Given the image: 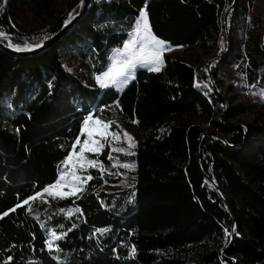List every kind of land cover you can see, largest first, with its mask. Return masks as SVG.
Returning <instances> with one entry per match:
<instances>
[{
  "label": "trees",
  "instance_id": "1",
  "mask_svg": "<svg viewBox=\"0 0 264 264\" xmlns=\"http://www.w3.org/2000/svg\"><path fill=\"white\" fill-rule=\"evenodd\" d=\"M259 1L91 0L49 49L16 55L0 48V264L8 257V264H264V96L227 107L213 89L223 82L220 68L234 65L243 86L231 90L264 93V18L252 14ZM53 6L0 0V45H41L82 7L43 32L21 27L26 12L49 16ZM141 9L152 35L171 47L210 49L222 36L217 65L200 71L208 95L195 86V68L166 53L160 71L139 69L120 91L92 84L88 74L107 70ZM246 113L258 116L234 121ZM89 115L114 122L110 132L121 133L117 120L141 132L134 155L112 152L109 160L108 139L101 153H86L104 170L98 163L86 171L93 179L83 193L47 195ZM114 185L125 188H103ZM50 231L62 236L54 250Z\"/></svg>",
  "mask_w": 264,
  "mask_h": 264
},
{
  "label": "rangeland",
  "instance_id": "2",
  "mask_svg": "<svg viewBox=\"0 0 264 264\" xmlns=\"http://www.w3.org/2000/svg\"><path fill=\"white\" fill-rule=\"evenodd\" d=\"M78 3H80V5L83 4L82 0H54L53 13L51 15L38 16V15H33L30 12H26V14L20 16L19 23L21 24V27L27 32L39 33V32L46 31L49 28H51L54 24H56L57 18L60 17L63 14V12H65L70 7ZM252 14L255 16L264 18V0L262 1V3H258L255 6ZM262 27H264V25ZM135 28H136V23H135ZM134 31H132V33ZM132 39H134L136 43L133 44L129 49H125L123 47L122 49L115 50L110 54L109 65H108L107 70L104 73H102L101 75H95V76H93L92 74H88V78L91 80L92 84H94L95 86H100V87L109 86V87H113L120 91L133 78L129 79L126 84H121L123 77H117L116 76L117 72L132 71L135 74V72L139 69L150 70V68L153 65L150 63H147L142 58L143 56H147L152 50L150 41L147 40V38L144 36L142 32L139 35L133 36ZM129 40H130V37H129ZM167 46L170 50H165L163 54L166 53V54L177 55L181 57L184 61L192 65L196 70V82H195L196 88L205 92L206 93L205 95H208L211 92L210 90L211 84L206 82V80H204V78L200 74V71L204 70L206 72H209L210 68L217 65L219 58L222 57L221 50H223L224 48V41L222 40V36H219L217 38L216 45L210 49H200L196 47L194 48H175V47H171L168 44ZM29 47L31 49L35 48L34 46H29ZM141 47L144 48L143 54H141L139 51ZM129 59L133 61L134 67H126V63ZM69 63H71L70 67H73L74 65H76V62H69ZM162 65H163V57L159 64V67L161 68ZM76 67H78V65H76ZM77 69H79L78 71L87 70V68L86 67L83 68V66ZM220 73H221V79L223 80V82L219 88H216V91L220 94L221 98L224 99L223 106L232 107L235 105L261 102L262 92H256L250 89L239 91V92H235L231 90L232 86H238V87L243 86V80L237 75L234 65L230 67L220 68ZM106 74H110L111 78ZM112 78H115L116 80L115 83H113ZM219 107H222V105ZM255 108L257 109V111H259L260 110L259 108L261 107L258 105ZM261 113L264 114V110H261ZM89 116H87V118ZM257 116L258 114L246 113V114L237 116L234 119V121L238 123H248V122H251L253 119H255ZM186 119L199 125L201 128H203L204 131H209L208 124L202 122L198 118L194 116H186ZM95 120L97 119L93 118V120L89 121L88 125H85L83 123L81 127V137H80L81 143L83 142L84 139L88 138L89 132H92L94 134L93 138L101 139L99 136L95 135L96 131L98 129H101V125L95 124L94 122ZM115 124L121 130L120 139L116 140L112 138L111 136H109L108 139L111 140L110 150L112 147L120 148L121 144H123L124 148L127 149L128 152H131L133 148L128 149V141L124 139L123 132H127L133 137V141L135 145L138 140L142 139L143 134L139 132L134 126L126 124L125 122H121L117 120L115 121ZM106 131L110 132L109 128ZM104 141L105 140L101 139V143H104ZM80 146L81 145L76 146L75 153H73L72 160L68 162V165L67 166H65L64 164L61 165L60 174L57 179V181H59L60 183L57 185L56 189L51 190L53 195H49L48 193H46L47 195L60 198L61 196L56 195V193L63 192V193H69L68 195L63 196V197H69V196L74 197V196L80 195L86 190L87 182L85 183L82 178L87 176L85 174L86 171H88L89 169L95 168V167L87 166L86 162H82L80 160V157L76 155V153H79L80 151ZM89 146L91 147L93 145H91L90 143ZM86 153L96 154L92 152H85L83 153V155L86 157H87ZM81 163H84V167H81ZM57 181L54 184H56ZM103 188L106 191L114 192V191L123 190L125 187H123L122 185H114V186H103ZM76 189H79V191H76ZM51 240L54 241L51 247V249L54 250L56 240L54 237H52Z\"/></svg>",
  "mask_w": 264,
  "mask_h": 264
},
{
  "label": "snow or ice",
  "instance_id": "3",
  "mask_svg": "<svg viewBox=\"0 0 264 264\" xmlns=\"http://www.w3.org/2000/svg\"><path fill=\"white\" fill-rule=\"evenodd\" d=\"M82 2H83V0H82ZM141 32L144 34V36L147 38V40L150 41L151 46H152L151 52L147 56H143L142 58L147 63H150V64L153 65L150 68L151 71H160L159 64H160V62L162 60L163 52L165 50H170V49L168 48V46H167L165 41L160 40V39L156 38L154 35L151 34V27H150V25L148 23V13H147L146 9H141L140 16H139V18L136 21L135 31L133 33L129 34L130 35V40L125 42L124 48L125 49H129L133 44H135L136 41L134 39H132V37L135 36V35H139ZM3 35L4 34L2 32H0V36H3ZM37 46H39V45H37ZM16 50L17 51L31 50V48L29 46H27V45H25V49H21V48H19L17 46ZM139 51H140L141 54H143L144 48L141 47L139 49ZM126 67H134V63H133V61L131 59H129L127 61ZM106 75H108L110 77V74H106ZM116 76L117 77H123V80L121 81V84H126L129 79L134 78V72H132V71H127V72L119 71V72L116 73ZM112 79H113V83H115L116 82L115 78H112ZM105 86H107V85H105ZM262 96H264V93H262ZM91 120H93V117L89 116L84 121V124L88 125L89 121H91ZM94 122L97 125H101V129H98L96 131L95 135L99 136L102 140L107 141L109 136H111L112 138H114L116 140L120 139V133H118V132H107L106 131L114 122H111V121H107L106 122V121L99 120V119L95 120ZM133 122L134 123H138V121H133ZM93 137H94V134L92 132H89L88 133V138L84 139L82 143H81L80 137H77L76 141L72 145V152H70L69 155L65 158V160L62 161V164L67 166L68 162L72 160V156H73V153H75L76 146L77 145H81L80 146V151H79V153H76V155H78L80 157V160L82 162H86V165L89 166V167H96L97 164L99 163L101 172L103 174V170H104L103 164L99 162L98 158L97 159H88L86 156L83 155V153H85V152H92V153L99 154L101 152V150L105 147L104 143H101V139H95ZM123 137H124L125 140L128 141V149H132V148H134L136 146L134 141H133V137L130 134H128L127 132H123ZM90 143L93 146L90 147L89 146ZM112 152H117V153H122L123 152L125 154L134 155V153L128 152V150L123 148V147H120V148L112 147L111 151L108 153V159L109 160L115 159L112 156V154H111ZM112 166L116 167L117 165L113 164ZM119 166L123 167L125 169L134 168V164H132V163H121V164H119ZM81 167H84V163H81ZM82 179L86 183L87 181L92 180L93 177L91 175H88L86 177H83ZM59 183L60 182L57 181L56 184L49 185L47 188H45L43 190V192L44 193H48L49 195H53L51 190L52 189H56L57 185ZM76 191H79V189H76ZM68 194L69 193H63V192L56 193V195H60L61 197L66 196ZM41 195H42V193H37L36 196L30 197V199L35 200L37 198V196H41ZM28 203H29V201L27 199L23 201V205H27ZM23 205L18 204L16 207H22ZM15 210H16L15 208L11 209V211H15ZM3 215L6 216V215H8V213L5 212ZM100 231H106V229L100 230ZM235 232H236V229H235V227H233L232 233H235ZM49 235L51 237H54L55 240H60L62 238L61 235H57L54 231H50ZM65 235H66V233H65ZM229 235H231V233H229ZM53 243H54V241L51 240V239L46 240V244H47V246L49 248L52 247ZM135 251H136L135 248H132L131 249V254H134ZM11 260H12V257H8V261H6L5 264H8V262L11 261Z\"/></svg>",
  "mask_w": 264,
  "mask_h": 264
},
{
  "label": "water",
  "instance_id": "4",
  "mask_svg": "<svg viewBox=\"0 0 264 264\" xmlns=\"http://www.w3.org/2000/svg\"><path fill=\"white\" fill-rule=\"evenodd\" d=\"M91 0H83V4H82V7H81V10H80V13L74 17L72 19V21H70L69 23L63 25V27L60 29V31L55 34L52 38H50L49 40L45 41L44 43H42L41 45L39 46H34L35 48L31 49V50H25V51H16V50H11V49H7L5 47H3L2 45H0V48L8 51V52H11L13 54H16V55H32V54H35V53H41L47 49H49L52 45H54L74 24L75 22L84 14V12L86 11L88 5L90 4ZM263 32H264V27H263ZM213 89H215L216 91V88L215 86H213Z\"/></svg>",
  "mask_w": 264,
  "mask_h": 264
},
{
  "label": "crops",
  "instance_id": "5",
  "mask_svg": "<svg viewBox=\"0 0 264 264\" xmlns=\"http://www.w3.org/2000/svg\"><path fill=\"white\" fill-rule=\"evenodd\" d=\"M258 3H262V1L257 2L256 5H257ZM256 5H255V6H256Z\"/></svg>",
  "mask_w": 264,
  "mask_h": 264
}]
</instances>
